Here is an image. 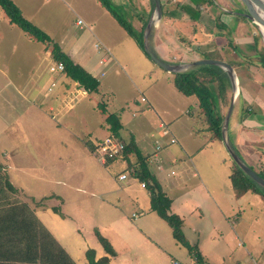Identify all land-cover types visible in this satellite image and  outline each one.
Wrapping results in <instances>:
<instances>
[{
  "label": "crops",
  "instance_id": "1",
  "mask_svg": "<svg viewBox=\"0 0 264 264\" xmlns=\"http://www.w3.org/2000/svg\"><path fill=\"white\" fill-rule=\"evenodd\" d=\"M11 1L18 7L24 18L37 26V24L34 23L35 19L30 16V14L33 12L40 13L38 5L32 3V0ZM215 1L216 0H187L186 2L184 0H160L161 5H163V9L161 8L162 14L160 19L151 25V28L153 29V26L156 24L160 22L162 24L165 20H168L174 25V33L169 37L158 38L157 36L156 42L151 40L150 50L162 61L180 64L185 70L189 69V65L192 61L202 59L203 54L216 50L219 52L223 61L234 62L232 69L235 76L237 75L236 69L242 70L246 75L251 74V77L248 75L249 80H247L246 77L243 81V86L250 87L245 94L248 99L247 101H249L248 104H243L241 91L238 89L239 85H237L239 81L236 76L237 97L236 95L235 97L237 100L234 98L235 101H233L225 134L230 146L236 151L242 161L254 171H258L264 167V81L260 78L261 70L264 71V68L258 66V64L254 62L247 63L243 56L239 54V51H237L236 55L228 45V39L232 45H236L237 43L250 42V37L255 35L252 31L237 34L235 28L244 27L250 30L253 25L244 17V19L240 18L234 11L235 7H232V10H227L222 6L219 7V11L222 10L225 13L219 14L218 11V14L214 17L212 22V33L209 34L211 36L206 35L205 38H199L195 35L197 32L196 25L202 22L201 12L195 8V3L199 5L206 2L207 5L217 7ZM96 2L98 1L96 0ZM145 4L146 6H144L145 8H143L141 12L143 17L144 14L149 12L148 2H145ZM101 7L104 8L103 6ZM198 8L200 9V7ZM24 9H26L27 12H25ZM151 12L152 9L150 13ZM95 13V20L90 21L91 28H93L91 34L94 37V41L91 44L92 50L95 49L94 44L99 43L107 50L111 49L113 51L121 39V32L125 33V31L117 24L107 10L105 13L96 10ZM131 13L134 14L133 11H131ZM193 13H196L197 16L194 17ZM150 15L146 18V22ZM217 17L220 22L224 24L225 28H216L215 20ZM139 20H143V18ZM139 20L135 21L137 23V25L135 23L136 27L139 24ZM119 28L123 31H120ZM151 28L150 31H152ZM231 29H233V31H230ZM41 30L44 31L43 28H41ZM62 36L72 40L68 43L70 46L68 50L62 44L64 39L61 41L60 39L56 40L63 52L97 80L100 78V80L105 78L110 80L107 73L113 71L112 69L119 65L118 58L112 57L114 59L112 60L113 63L104 65L108 56L105 57L100 55L92 60V56L84 52L82 48L83 42L76 41L75 38L73 39L66 33H63ZM179 42L182 44L178 45ZM42 50H44L42 43L30 40L23 31L9 23L3 11H0V124L7 126V116L10 115L12 111H15L14 108L16 104L18 105L17 108H22L23 111L22 113L18 111L21 115L22 123L24 118L26 120L23 129V124L19 122V124H22V126H20V134L23 137V143L27 139L25 135L39 136V138L42 139L46 136V130H48V132L55 137L58 133H66L71 136L75 144H78L79 136L69 130L67 123L63 121L61 125H58L57 119H53L52 116L60 113V116L64 120L68 110L71 111L81 98L88 96V93L78 86L76 82L65 76L64 73L63 76L57 77L55 86L50 90L51 93L47 94V88L53 81H49L45 90L41 91V88L35 80V72L44 70L43 62L46 61V66L50 64V61L52 62L51 58L48 57L49 52H43ZM101 59H104V61L101 62ZM253 59L258 60L257 58ZM97 65L100 66L97 67ZM130 65L133 66V64ZM94 66L99 68L95 74L91 72ZM27 68L31 70L28 74L26 72ZM158 68L162 70L161 77L167 88L158 86L157 90L153 92V95H145L143 92H139L146 97L150 106L149 109L155 113L157 106L161 108L163 103L159 101V99H166L167 106L169 101L179 100V98L173 96L172 89H169L171 88L170 86H173L171 82L173 73L165 71L160 67ZM109 83L111 84L110 81ZM16 86H22V89L19 90ZM113 86L115 88V85ZM231 95L232 90L230 86V97ZM181 96L184 97L181 100H188L191 98L189 107L184 110V113L187 115L186 118L188 120L196 119L200 121L202 125L198 130L202 134H206L208 138L205 141L196 138L198 130L191 126L190 121H188L189 124L184 123L185 121L180 123V117L177 118L178 115L174 113L169 116L172 123L164 124L162 121H159L157 122V128L160 130L159 133L162 137L168 132V138L170 139L173 137L175 139L173 143L181 142L182 145L173 147V145H168L173 143H169V139H167V142H155L150 152H142L141 154L145 157L148 170L155 176L162 191L170 199L169 212L176 214L181 219L182 230L183 214L192 215L195 210L198 209L196 214L200 216V209L194 204L191 196L195 188L197 189V185L194 189L191 188V185L197 183L202 184L203 181L199 177H204L206 175L210 176L206 171L210 169L213 172L214 169L211 159L204 157L197 159L196 156L204 150L208 151V146L212 145L214 142H221V140L210 138L206 123L197 108L196 98L194 96H184L182 94ZM21 100L24 101L23 105H21ZM147 102L145 103L146 105ZM192 102L195 104L194 106H192ZM49 110L54 111V114H49ZM96 111L103 116V128L108 130V125L104 120L105 115L98 109ZM85 116L89 117V115L86 114ZM117 118L120 123L118 136L121 138L119 134L125 125L122 124L120 115H118ZM53 123L55 125H53ZM89 123H91V127L101 126L98 115L97 117L96 115H91ZM60 129L62 131H57ZM164 129L165 131H163ZM185 132L186 137L190 138V140H187L190 141L189 145H187L184 140L183 133ZM89 133L90 131H86L84 136H88ZM35 137H31V139L27 141L33 143ZM132 140L135 143V139L133 138ZM89 141L90 138H87L85 143ZM91 144L93 145V143ZM221 145L224 148L222 142ZM25 146L26 151L22 153V158L20 157L21 159L18 164L12 162L13 155L7 153L6 150L3 153V162H0V164H2L10 184L16 189L17 193L15 196L28 204L37 218L76 264H87L84 256V251L86 249L84 246H81L83 243L80 241L78 243L75 241V238H70L81 230V227H79V219H89V217L94 214L103 217L110 216L109 224L111 225V229L114 233H118L124 228L118 214L125 203L135 208L134 211L129 213L131 218H134L136 213L140 215L141 209L143 208L146 210V214L155 213L149 209L147 189L141 187L140 182L128 172L127 174L125 173L126 178L120 180L123 181L122 187L119 186V189H115L114 191L107 181L99 178L97 183L99 186L105 188L101 193L104 196H97L94 199V194L86 189L91 187L95 182L91 175H85L81 170L76 171V173L72 175H63V177L53 175L52 172L58 171L60 167L75 164L65 157L66 155L62 152V145H58L57 147H39L37 145ZM136 146L140 152L139 146L145 148V145ZM156 146H159V149H155ZM63 149L67 152V156H75L73 147L66 146ZM157 151L159 153H157ZM222 161L223 164L229 168L230 173V159L226 161L225 158H222ZM229 173L227 174L228 179ZM210 178V181H212V176H210ZM135 181L138 183V188L132 187V183ZM229 186L231 188L230 180ZM141 190H144L145 194H143ZM123 191L128 193V198L124 197ZM231 191L232 195H234L232 188ZM246 192L253 191L248 190ZM243 194L237 197L234 195V197L239 198ZM123 198L126 199L125 203H123ZM61 206L65 213L61 211ZM174 207H176V209H174ZM132 214H135V216H132ZM144 216L139 220L137 227H146L156 235L161 245L155 243L157 248L162 249L161 247L166 245L168 250H175L178 253L181 252L180 249H178V243L171 236L169 226V235H166L165 227L159 223L155 217L150 215ZM65 218L74 220L76 223L75 227H68ZM105 238L114 251V254L109 256L106 264H121L123 259L119 254L122 253V250L116 248V244L111 236L105 235ZM182 248L184 247L182 246ZM154 251L155 250H153V252ZM104 255L106 254L103 250L99 257ZM186 255L188 256L187 251ZM99 257H94V259ZM130 259L137 260L135 255H132ZM150 260L152 264L156 263L155 257H152ZM189 260L191 263L192 258L189 257Z\"/></svg>",
  "mask_w": 264,
  "mask_h": 264
},
{
  "label": "rangeland",
  "instance_id": "2",
  "mask_svg": "<svg viewBox=\"0 0 264 264\" xmlns=\"http://www.w3.org/2000/svg\"><path fill=\"white\" fill-rule=\"evenodd\" d=\"M110 1L114 9L122 13L124 19L138 31V26L136 27L137 23L135 21L143 18L141 12L143 8H145L144 6H146L145 2H148L150 5L149 0ZM184 1L187 2V0ZM215 2L217 3V7L207 5L206 2L199 4L200 9L198 8V10L201 12L202 22L196 25L197 32L195 34L199 38H205L206 35L212 33V22L220 10L219 7L222 6L227 10H232V7H234L230 0H216ZM32 3L38 5L40 13L33 12L32 14H28L35 19L34 23L37 24V27L39 26L40 29L43 28L45 33L49 35L53 41L56 42L57 39H60V41L64 39L62 44L68 50L70 47L68 43L72 40L62 35L63 33L69 34V36L73 39L75 38L76 41L83 42L82 48L86 54L92 56V60L100 55L105 57L108 56L106 63H104V65H108L113 63L112 60L114 59L112 57H115L119 59V65L113 68V71L107 73L110 80L108 78L100 80V78L98 80L99 85L97 87V92H87L88 96L81 98L71 111L68 110L64 120L60 116V113L55 115L54 111H48L49 114H54L52 118L57 119L58 125H61L63 121L66 122L69 130L79 136L78 144H75L71 136L66 133H58L55 137L48 132V130H46L47 134L42 139H40L39 136L25 135L27 139L23 143V137L20 134V126L23 124V129L26 120L24 118L22 123L21 115L18 112L20 111L22 113V108H17L18 105L15 104V111H12L10 115L7 116V126L0 124V162H3V153L6 150L7 153L13 155L12 162L18 164L19 160L22 158V153L26 151L25 145H37L39 147H57L58 145H62L63 148L66 146L73 147V152L75 153L74 157L67 156V152L64 151L63 148L62 152L69 161L75 164L62 166L58 171H53L52 173L54 176L63 177V175H72L75 174L76 171L81 170L85 175H91L95 182L91 187L86 189L94 194L93 198L95 199L97 196H104L101 193L105 189L103 186L98 185L97 180L101 178V180H105L110 184L113 191L115 189L118 190L119 186L122 187L123 181L118 180L117 175L120 172H124L126 167V163L121 156L101 164L97 159L94 149L90 151L85 145V140L90 138L89 142L93 143L95 147L105 136L110 134L109 130L103 128V116L96 111L97 103H105L108 112H113L117 116H121L122 124L125 125V127L120 131L119 135L122 138L120 139L126 143L134 138L136 145H145V148L139 146L141 153L150 152L155 142H167L169 134L166 132L165 136L162 137L159 133L160 130L157 128V122L162 121L164 124L172 123L169 116L174 113L178 115L177 118L180 117V123L185 121L184 123L189 124L188 121H190L193 128L196 130L200 129L202 123L196 119L188 120L186 118L187 115L184 113V110L189 107L191 98L187 97L189 98L188 100H181L184 97L181 96L173 86H170L171 88L169 89H172L173 96L179 98V100L169 101L167 106L166 99H159V101L163 102L161 108L157 106L156 113L149 109L150 106L146 97L139 92H143L145 95H153V92L157 90L158 86L167 88L161 77L162 70H159L158 66L150 59L146 58L145 54L136 45L133 39L124 32H121V39L117 43L115 49L113 51L108 49V51L110 50L109 55H107L102 48L92 50L91 44L94 41V37L91 34L93 28H91L90 21L95 20L96 10L101 13H105L106 11L96 0H32ZM24 10L27 12L26 9ZM131 11H133L134 14L131 15ZM150 14L149 12L148 15ZM193 16L196 17L197 14L193 13ZM77 18L83 21L84 26L79 27L75 24ZM160 24L161 22L153 26V29L151 28L152 31H150L146 37V44L149 49L151 40L156 42L157 36L158 38L169 37L174 33V25L172 22L165 20V22ZM119 29L123 31L121 28ZM235 30L237 34L249 31L254 32L257 41V49L260 44L264 45V38L261 37L255 27L250 28V30L244 27H237ZM230 31H233V29ZM250 43L251 42H242L238 49L239 54L243 56L247 63L250 62L251 59L253 60L254 54V49L250 47ZM180 44L182 43L179 42L178 45ZM42 45L44 49L42 51L49 52L48 47H46L44 43H42ZM235 46L236 45H233V47L230 46V48L232 50L234 48L235 50ZM48 57L51 58L50 52ZM54 63L55 62L52 60V62L50 61V64L46 66L45 61L43 62L44 70L35 72V80L41 88V91L45 90L49 81H53L47 88V94L51 93L50 90L55 86L57 77L63 76V72H51L48 69ZM130 64H133V66ZM99 66L100 65H97V67ZM97 67H93V71H91L93 74L99 70ZM30 68L26 69L27 74L31 71ZM183 69V71H185V68ZM236 72L239 81V84L237 83V85H239L238 89L241 91V99L243 104H248L249 101H247L248 99L245 94L250 87L243 86V81L246 77L247 80H249L248 75L251 77V74L246 75L239 69H236ZM260 78L264 81L263 70H261ZM113 85H115V88ZM17 88L20 90L22 86ZM234 93L237 97V89L234 90ZM141 97L145 98V102L140 100ZM236 97L235 100H237ZM20 102L21 105L24 104V101L21 100ZM146 102L147 105L145 104ZM191 104L192 106L195 105L193 102ZM222 111H224V109H222ZM85 114L89 115V117H86ZM91 115H96V117L98 115L101 126L91 127V123H89ZM19 122L22 124H19ZM53 125L55 124L53 123ZM57 131L62 130L60 129ZM86 131H90L88 136H84ZM163 131H165V129ZM183 136L185 143L189 145L190 141L187 140H190V138L186 137V132L183 133ZM196 136V138L204 141L208 138L206 134H202L199 130ZM31 137H35L33 143L27 141L30 140ZM168 145L177 147V145H182V143L176 142ZM207 148L209 149L208 151L204 150L196 157L197 159L204 157L213 161V172L210 169L206 171L208 175L212 176V181H210V176H200L199 178H201L203 183L191 185L193 189L197 185V189L195 188L191 196L194 204L200 209V216L196 214L198 209H196L192 215L183 214L182 232L191 244L197 245L204 263L262 264L264 261V201L259 194L255 192H246L239 198H235L234 195H232L229 179L227 178L229 168L225 166L222 161V158H225L226 161L229 160V158L221 142H214ZM157 153L159 152L157 151ZM132 160L133 157H129V161L132 162ZM0 165L2 166V164ZM137 185L138 183L136 181L132 183V187L138 188ZM141 192L145 194L144 190H141ZM123 193L124 197L128 198V193L125 191H123ZM125 202L126 199L123 198V203ZM174 209H176V207H174ZM134 210L135 208L130 207L126 203L123 208H121L118 216L124 228L118 233H114L111 229V225L109 224L110 216L103 217L94 214L91 215L89 219H79V227H81V230L70 238H75V241L78 243L80 241L83 243L81 246H84L85 249L93 250L94 257H99L103 249L95 237L94 230H97L103 237H105V235L111 236L116 244V248L122 250V253L119 254L123 259L121 264H152L150 260L152 257H155V264H171L173 260L180 264L195 263L193 259L190 263L189 257L186 255V250L182 248L178 242V249L181 251L179 253L175 250H168L166 245H163L161 247L162 249L157 248L155 243L160 245L159 239H157L156 235L146 227H137L139 220L144 215L155 217L159 223L165 227L166 235H169L168 225L155 213L146 214L144 208L141 209L140 215L136 213V216L131 218L129 213ZM61 211L65 213L62 206ZM65 222L70 228L76 225L75 221L70 218H65ZM153 250L155 251L153 252ZM132 255L136 256V261L135 259H130Z\"/></svg>",
  "mask_w": 264,
  "mask_h": 264
},
{
  "label": "trees",
  "instance_id": "3",
  "mask_svg": "<svg viewBox=\"0 0 264 264\" xmlns=\"http://www.w3.org/2000/svg\"><path fill=\"white\" fill-rule=\"evenodd\" d=\"M97 1L110 13L127 36L133 39L147 57L142 48V31L148 13L153 8V1L149 0V12L144 14L143 20H139L138 31L124 19L122 13L114 9L110 0ZM195 4V8L198 10L199 5ZM0 8L9 23L23 31L30 40L44 43L48 47L51 59L55 62L54 64L60 63L62 65L61 72L65 76L76 82L85 92L97 91L98 80L63 52L58 43L53 41L49 35L24 18L11 0H0ZM161 8L163 9V5ZM234 11L240 18L244 19L238 13V9L234 8ZM224 13L222 10L219 11V14ZM215 26L216 28H225L218 17L215 20ZM250 42V47L254 49L253 58L258 59H251L250 62L264 68V45L261 44L257 49L255 35L250 37ZM228 45L233 47L229 39ZM239 45L237 43L235 50L233 48L236 55ZM202 57L222 60L216 50L207 52ZM227 63L233 68V61H227ZM171 82L182 95L196 98L197 108L206 123L210 138L221 140V120L230 99V82L226 73L218 66L202 64L173 73ZM96 107L105 115L104 120L108 125L110 134L119 137L120 123L117 116L106 110L105 103L99 102ZM85 145L90 151H93L94 146L91 143L86 142ZM121 157L126 163L124 172L126 174L128 172L144 184L148 191L149 209L166 222L172 238L186 249L188 256L194 260V264H207L204 263L196 244L189 243L184 237L181 230V219L176 214L169 212L170 199L162 191L155 176L148 170L145 157L132 139L125 143ZM129 157H133L132 162L129 161ZM230 168V185L236 197L250 190L258 193L264 201V188L256 185L231 160ZM254 172L264 178V167ZM16 193V189L10 184L3 167L0 165V264H76L41 223L28 204L15 196ZM94 234L106 255L94 259L93 250L86 249L84 251L86 263L106 264L114 251L106 238L101 236L97 230H94Z\"/></svg>",
  "mask_w": 264,
  "mask_h": 264
},
{
  "label": "water",
  "instance_id": "4",
  "mask_svg": "<svg viewBox=\"0 0 264 264\" xmlns=\"http://www.w3.org/2000/svg\"><path fill=\"white\" fill-rule=\"evenodd\" d=\"M153 1V9L151 12V15L149 19L147 20L143 31H142V48L143 51L146 53L147 58L150 59L155 65L160 67L161 69L176 73L181 72L184 69L180 64L177 63H168L165 61H162L159 59L152 51L148 48L146 44V37L150 31L151 25L155 22H157L162 14L161 10V3L160 0H152ZM254 1L257 5L260 7H256L253 3ZM231 0L234 7L238 9V13L242 15L245 19H247L253 27H255L258 31V33L261 35L262 38H264L263 32H264V0ZM202 64H209V65H215L220 67L227 75L232 95L230 97V100L228 102L226 111L223 115V118L221 120L220 125V134H221V142L224 146V149L226 150V153L230 160L244 173L249 179H251L256 185H258L261 188H264V178L257 175L248 165H246L242 159L236 154V152L233 150V148L230 146L228 139L226 137L225 131L227 122L232 110L233 101L235 98L234 90H236V76L234 74V71L232 67L225 61L220 59H211V58H202L194 60L190 63V67H195Z\"/></svg>",
  "mask_w": 264,
  "mask_h": 264
},
{
  "label": "built area",
  "instance_id": "5",
  "mask_svg": "<svg viewBox=\"0 0 264 264\" xmlns=\"http://www.w3.org/2000/svg\"><path fill=\"white\" fill-rule=\"evenodd\" d=\"M75 24H77L79 27L84 26V23L81 19H76ZM95 49L102 48L107 55H109V52L106 48L101 46L99 43L94 44ZM101 62L104 61V59L100 60ZM62 65L60 63L52 64L49 67V70L51 72H61L62 71ZM53 85V84H51ZM141 101L145 102V98L141 97ZM175 142V139L172 137L169 139V143ZM125 142H123L119 137L113 136L111 134L105 136L102 141L95 145L94 151L97 156V159L101 164L107 163L108 161H111L112 159L116 157H120L122 150L124 148ZM155 149H159V146H156ZM117 178L119 180H124L126 178L125 172H121L118 174ZM140 186L144 187V184L140 182ZM132 216H135V214H132ZM171 264H180L179 262L173 260L171 261ZM264 264V263H263Z\"/></svg>",
  "mask_w": 264,
  "mask_h": 264
},
{
  "label": "bare ground",
  "instance_id": "6",
  "mask_svg": "<svg viewBox=\"0 0 264 264\" xmlns=\"http://www.w3.org/2000/svg\"><path fill=\"white\" fill-rule=\"evenodd\" d=\"M252 1V0H251ZM251 3H253L257 8L260 7L259 5H257L254 1H252ZM264 35V32H263Z\"/></svg>",
  "mask_w": 264,
  "mask_h": 264
},
{
  "label": "flooded vegetation",
  "instance_id": "7",
  "mask_svg": "<svg viewBox=\"0 0 264 264\" xmlns=\"http://www.w3.org/2000/svg\"><path fill=\"white\" fill-rule=\"evenodd\" d=\"M236 8V7H235ZM237 9V8H236Z\"/></svg>",
  "mask_w": 264,
  "mask_h": 264
}]
</instances>
